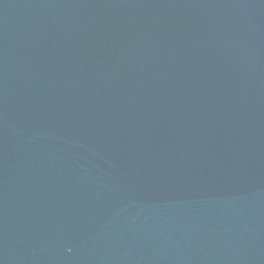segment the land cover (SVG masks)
<instances>
[{"label": "water", "instance_id": "water-1", "mask_svg": "<svg viewBox=\"0 0 264 264\" xmlns=\"http://www.w3.org/2000/svg\"><path fill=\"white\" fill-rule=\"evenodd\" d=\"M0 264H264V0H0Z\"/></svg>", "mask_w": 264, "mask_h": 264}]
</instances>
